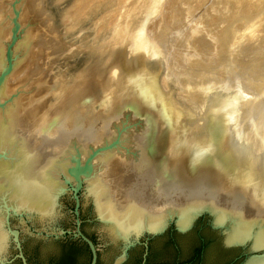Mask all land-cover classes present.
I'll return each instance as SVG.
<instances>
[{"label": "water", "instance_id": "1", "mask_svg": "<svg viewBox=\"0 0 264 264\" xmlns=\"http://www.w3.org/2000/svg\"><path fill=\"white\" fill-rule=\"evenodd\" d=\"M70 1L0 0V264L61 256L66 236L88 264L98 251L99 264H131L136 245L144 264L142 239L193 222L176 244L152 238L148 264H218L230 250L207 221L225 246L248 245L242 264H264V115L245 86L168 67L145 32L160 0L63 24ZM137 66L156 94L124 72ZM75 256L87 260L82 245Z\"/></svg>", "mask_w": 264, "mask_h": 264}, {"label": "bare ground", "instance_id": "2", "mask_svg": "<svg viewBox=\"0 0 264 264\" xmlns=\"http://www.w3.org/2000/svg\"><path fill=\"white\" fill-rule=\"evenodd\" d=\"M73 1L63 21L74 22L91 6L100 12L123 2ZM155 17L147 35L173 72L235 79L264 115V0H164Z\"/></svg>", "mask_w": 264, "mask_h": 264}, {"label": "flooded vegetation", "instance_id": "3", "mask_svg": "<svg viewBox=\"0 0 264 264\" xmlns=\"http://www.w3.org/2000/svg\"><path fill=\"white\" fill-rule=\"evenodd\" d=\"M137 68V69H136ZM144 68V67H143ZM145 69V68H144ZM144 69H142V70H144ZM137 70H139V68H138V66L137 67H132L131 69H124V72L126 73V74H129V76H131V78H133V79H137L138 81H139V79H140V83H141V85L142 86H144V88H146V90L148 91V93H150V94H153L152 93V90H154V92H155V94L158 92L157 90H158V87H156V82H155V84H153L152 82H145V80L141 77V74L140 73H137ZM152 77H153V75H151ZM135 81V80H134ZM150 83H151V85H150ZM158 111L162 114V111H161V109L160 108H158ZM152 114H155V112L154 113H152ZM153 116V115H152ZM168 126H167V131H169L168 130ZM222 143H224V140L222 139L220 142H219V146H218V149H219V152L220 153H223V147H222ZM169 144V143H168ZM168 146L166 145V148H167ZM158 147L154 144V143H152V145H149V151H150V153L152 154V155H154V153H155V151H157L158 152ZM163 151H164V149H163ZM162 151V152H163ZM160 152H158V154H159ZM201 153V155H203L202 153L203 152H200ZM217 159V158H216ZM207 162L206 163H208L209 161H213V160H210V159H208V160H206ZM164 162H165V160H164ZM215 162V161H214ZM222 161H216L215 163L217 164V167H218V172H221V173H223V169L222 170H220V166L223 164V162L221 163ZM224 162H225V165L227 166V164H229L228 163V161H225L224 160ZM166 163V162H165ZM205 163V164H206ZM204 163H200V164H198V166H200V165H205ZM202 166V167H203ZM166 167V166H165ZM223 167V166H222ZM168 171H166L165 172V174L167 173ZM217 172V174H219ZM168 174V173H167ZM234 177V176H233ZM73 201V200H72ZM73 206H74V202H73ZM73 209V208H72ZM80 219H81V215H80ZM82 219H81V223H82ZM193 225H194V222H193V224H192V226L189 228V229H186L185 231H182V232H180V231H178L176 228H175V226H174V223L173 224H169L168 226H167V228L163 231V232H161V233H159V234H157V235H155V236H151V237H148V239H142V241H146L147 242V245H148V253H147V256H146V259H145V262H144V264H148V256H149V251H150V241H151V239L152 238H155V239H159L162 235H164L165 236V233H167L168 235L166 236L168 239H169V241H171L172 243H174V244H176L175 242H174V239H175V237L176 236H174V235H176V234H186V233H188V232H190V230H191V228L193 227ZM206 226H209V228H211V229H213V231L214 232H217V233H220V235H221V248L222 249H229L230 251V255L229 256H226L225 257V260H221V261H219V263L218 264H242L251 254H252V252H250L249 251V247H248V245H232V246H225L224 244H223V233H222V231L220 230V229H218V228H213V226L211 225V223H210V221L208 222H206ZM72 228H74V225L72 224ZM204 228H206V227H204ZM64 229H68V228H64ZM80 229H81V231L87 236V237H89L95 244H97V237L95 236V235H90V234H88V233H86V232H84L83 230H82V228H81V224H80ZM163 236V237H164ZM203 236L204 235H201V239H203ZM66 238H67V240H63L64 241V244L66 245V243H67V241H74V242H76V244H79V245H84L85 243L84 242H81L79 239H70V238H68V236H66ZM22 242V241H21ZM22 244V243H21ZM135 247H139L140 248V251L137 253V254H140V263L139 264H141V262H142V252H143V246L142 245H136ZM247 248V249H246ZM22 249H23V247H22ZM207 249H208V246H207V244H205V242L199 247V248H197L195 251H197L196 252V255H197V258H200V261H202L204 258H205V256H207ZM24 252V251H23ZM90 253V252H89ZM218 253V252H217ZM25 254V253H24ZM88 257V256H87ZM90 261V260H89ZM98 261H99V251H98V259H97V263H98ZM130 262H127V260L125 261V262H122L121 264H129ZM174 264H184V262L182 263V262H178V263H174Z\"/></svg>", "mask_w": 264, "mask_h": 264}, {"label": "trees", "instance_id": "4", "mask_svg": "<svg viewBox=\"0 0 264 264\" xmlns=\"http://www.w3.org/2000/svg\"><path fill=\"white\" fill-rule=\"evenodd\" d=\"M66 246H68L67 250H65L66 249L65 248L64 249L65 251L63 250L61 256L50 257L47 261L44 262L40 261L39 256L37 254L34 257L32 253H28L26 250H25V256L27 258L28 264H77L78 261L75 256V249L77 247L76 242L67 241ZM83 248L85 249L88 256L84 264H88L90 260L89 249L86 244L83 245ZM34 252H36V250ZM16 262H17L16 264H20L19 260H17ZM139 263H140V254H136L133 258V261H131V264H139ZM97 264H99V261Z\"/></svg>", "mask_w": 264, "mask_h": 264}, {"label": "rangeland", "instance_id": "5", "mask_svg": "<svg viewBox=\"0 0 264 264\" xmlns=\"http://www.w3.org/2000/svg\"><path fill=\"white\" fill-rule=\"evenodd\" d=\"M114 1L116 2V0H114ZM163 1H164V0H160V2L158 3V5H157L156 9L154 10L153 14H152V15L150 16V18L148 19V21H147V23H146V25H145V32H146V34H147V27H148V25H149V22H151L154 18H155L154 20H156V19L158 18V17L156 18L155 16L157 15V12L159 11V8L161 7ZM73 2H74V1L71 0L69 6H68L67 8H70V6L72 5ZM124 2H125V0H123V2L120 3V4L115 3V4H117V5H115V6H114V4H113V5L109 6L108 8H105V9L102 8V11H100L99 13L102 15L103 19H104L106 22H112V21H114V20L117 18V16H118V14H119V12H120V10H121V8H122ZM67 8H66V10H67ZM66 10L64 11V14L66 13ZM116 12H117V13H116ZM113 13L116 15L115 17H112ZM111 14H112V15H111ZM62 16H63V14H62ZM62 16H61V21H62V23H63V24H69V22H67L66 19H65V21H63V20H64V19H63L64 17L62 18ZM64 16H65V15H64ZM111 18L113 19L112 21H111ZM258 28H259V27H258ZM242 42H244V40H243ZM244 43H245V42H244ZM245 44H246V43H245ZM263 45H264V44H263ZM263 107H264V106H263ZM261 108H262V107H261Z\"/></svg>", "mask_w": 264, "mask_h": 264}]
</instances>
